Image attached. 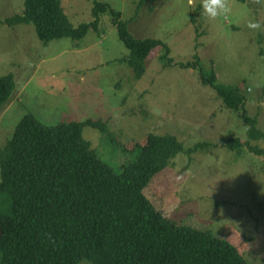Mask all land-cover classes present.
<instances>
[{
	"label": "rangeland",
	"instance_id": "374dc122",
	"mask_svg": "<svg viewBox=\"0 0 264 264\" xmlns=\"http://www.w3.org/2000/svg\"><path fill=\"white\" fill-rule=\"evenodd\" d=\"M25 0H0V20L22 13ZM129 21L137 38L161 39L170 47L171 66L153 49L145 73L136 77L120 58L129 50L112 17L81 39L42 42L34 25H0V76L12 74L15 88L0 111V147L26 114L47 125L87 119L106 122V132L84 126L83 137L98 156L120 172L134 160V145L149 134H173L193 153H179L144 189L166 216L179 224L210 230L251 261L264 264V140L248 139L243 111L264 130V0H226L227 16L200 15V0H99ZM70 22L92 21V0H62ZM257 21L261 29H249ZM198 58L214 69L218 82L243 83L244 109L227 108L194 68L177 63ZM246 142L241 154L227 141ZM6 203L0 197V211ZM5 208V209H4ZM85 264V262L81 263Z\"/></svg>",
	"mask_w": 264,
	"mask_h": 264
},
{
	"label": "trees",
	"instance_id": "16d2710c",
	"mask_svg": "<svg viewBox=\"0 0 264 264\" xmlns=\"http://www.w3.org/2000/svg\"><path fill=\"white\" fill-rule=\"evenodd\" d=\"M92 1V21L77 26L65 14L62 0H25L22 13L0 20V25L32 23L39 39L48 43L97 31L107 13L129 50L120 60L136 77L145 73L157 47L163 51V65L173 64L163 40L135 37L120 10ZM177 65L194 68L227 108L244 109L243 83L218 82L215 70H207L198 58ZM14 88L12 74L0 76V111ZM243 114L250 124L248 139L264 140L257 118L245 109ZM84 126L106 132L103 120L47 125L26 114L0 147V197L7 206L0 211V264H251L245 252L212 231L170 219L144 192L179 153L197 152L205 143L185 148L176 135L149 134L145 144L130 148L137 151L136 158L116 172L83 137ZM246 143L234 137L227 146L241 154ZM249 148L264 154L258 146Z\"/></svg>",
	"mask_w": 264,
	"mask_h": 264
},
{
	"label": "clouds",
	"instance_id": "9594fccd",
	"mask_svg": "<svg viewBox=\"0 0 264 264\" xmlns=\"http://www.w3.org/2000/svg\"><path fill=\"white\" fill-rule=\"evenodd\" d=\"M192 0H189L191 4ZM200 15L209 20L217 19L220 16H227L229 7L226 0H200ZM249 29H261V25L257 21H249L247 24Z\"/></svg>",
	"mask_w": 264,
	"mask_h": 264
}]
</instances>
